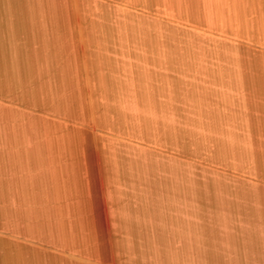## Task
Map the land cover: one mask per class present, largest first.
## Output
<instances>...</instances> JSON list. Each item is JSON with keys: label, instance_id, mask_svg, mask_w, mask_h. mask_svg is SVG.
I'll return each instance as SVG.
<instances>
[{"label": "crops", "instance_id": "crops-1", "mask_svg": "<svg viewBox=\"0 0 264 264\" xmlns=\"http://www.w3.org/2000/svg\"><path fill=\"white\" fill-rule=\"evenodd\" d=\"M235 1L264 18V0ZM133 3L0 0V69L30 68L21 80L0 71V89L15 99V107H0V177L6 173L16 197V225L66 264H149L150 245L166 254V243L189 252L186 264H200L194 246L220 240L237 250H206L204 264H264L262 216L242 220L237 203L215 207L225 219L215 221L206 205L211 219L200 221L198 180L184 175L177 156L167 159L131 134L129 107L165 82L136 77L135 63L119 57L135 52L133 15L119 11ZM149 129L143 124V134ZM227 192L218 193L239 202L241 191Z\"/></svg>", "mask_w": 264, "mask_h": 264}, {"label": "rangeland", "instance_id": "rangeland-1", "mask_svg": "<svg viewBox=\"0 0 264 264\" xmlns=\"http://www.w3.org/2000/svg\"><path fill=\"white\" fill-rule=\"evenodd\" d=\"M226 1L162 0L159 5L156 0H134L131 8L119 9L133 15L136 44L128 58L126 53L119 57L135 63L136 77L165 81L152 83L151 99L134 100L129 107L134 118L130 129L137 139L151 142L159 155L177 156L184 175L198 180L200 221H209L212 212L215 221H224L215 207L233 210L237 203L244 205L242 220L256 215L264 220V18L250 5ZM159 46L162 51H153ZM143 63L149 67H141ZM0 71L3 79L16 78L7 74L13 71L21 80L30 68ZM18 86L25 91L31 85ZM135 86L141 91L142 85ZM1 91L0 107H15L9 92ZM24 93L26 98L31 95ZM143 124L150 127L144 134ZM5 175L0 177V264H66L62 254L47 252L23 233L25 226L16 225V197ZM238 190L239 202L219 194ZM206 205L214 211L207 212ZM220 241L194 246L200 264L206 250L215 255L237 250L236 244ZM162 246L166 254L158 244L150 245L149 264H186L187 250L179 244ZM253 249L254 244H246L245 250ZM41 252L49 258L38 259Z\"/></svg>", "mask_w": 264, "mask_h": 264}]
</instances>
